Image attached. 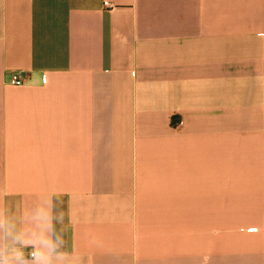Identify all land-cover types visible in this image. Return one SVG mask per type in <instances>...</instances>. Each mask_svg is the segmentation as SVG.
Listing matches in <instances>:
<instances>
[{"label":"crops","instance_id":"0c3cea01","mask_svg":"<svg viewBox=\"0 0 264 264\" xmlns=\"http://www.w3.org/2000/svg\"><path fill=\"white\" fill-rule=\"evenodd\" d=\"M53 191L77 264H264V0H0V205Z\"/></svg>","mask_w":264,"mask_h":264},{"label":"clouds","instance_id":"9594fccd","mask_svg":"<svg viewBox=\"0 0 264 264\" xmlns=\"http://www.w3.org/2000/svg\"><path fill=\"white\" fill-rule=\"evenodd\" d=\"M61 194L25 197L0 205V264H77L69 248Z\"/></svg>","mask_w":264,"mask_h":264},{"label":"built area","instance_id":"2783aa9c","mask_svg":"<svg viewBox=\"0 0 264 264\" xmlns=\"http://www.w3.org/2000/svg\"><path fill=\"white\" fill-rule=\"evenodd\" d=\"M107 6H109V3L106 2L105 3ZM24 79L23 77L18 74V73H13V75L11 76V79H10V84L13 85V86H20V85H23L24 84Z\"/></svg>","mask_w":264,"mask_h":264}]
</instances>
